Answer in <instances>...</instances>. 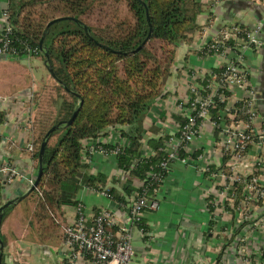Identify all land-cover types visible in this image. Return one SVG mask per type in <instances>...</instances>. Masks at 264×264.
I'll return each instance as SVG.
<instances>
[{"label": "trees", "instance_id": "obj_1", "mask_svg": "<svg viewBox=\"0 0 264 264\" xmlns=\"http://www.w3.org/2000/svg\"><path fill=\"white\" fill-rule=\"evenodd\" d=\"M6 1L11 55L46 61L55 81L47 95V112L30 121V158L36 172L41 166V174L22 203L26 205L23 220L38 240L58 245L67 224L64 207L75 206L83 188L104 189L124 213L121 207L127 198L141 193L132 186L134 179L150 184L147 195L151 196L156 182L149 181L147 172H159L156 164L166 155L167 136L144 139L143 122L155 101L167 96L163 89L178 45H190L200 34L197 17L203 6L198 0ZM57 18L62 20L46 28ZM262 74L264 86V59ZM172 118L181 121L176 114ZM160 119L164 120L163 113ZM112 128L129 142L115 163L128 176L109 183L102 174H90L80 153L83 141L105 136ZM148 130L156 133L158 128L153 125ZM143 144L152 152L146 159L141 158ZM4 186L0 177V193ZM136 227L145 228L142 219ZM0 239L4 244L1 235ZM4 263L2 253L0 264Z\"/></svg>", "mask_w": 264, "mask_h": 264}, {"label": "built area", "instance_id": "obj_2", "mask_svg": "<svg viewBox=\"0 0 264 264\" xmlns=\"http://www.w3.org/2000/svg\"><path fill=\"white\" fill-rule=\"evenodd\" d=\"M210 1L216 4L234 0ZM240 1L258 7L261 19L251 26L234 23L217 28L213 26L214 16L207 13L200 34L190 44L197 59L213 61V65L183 70L184 80L173 101V112L167 115L162 111L164 120L159 116L157 124L163 131L156 138L167 136L163 145L166 155L156 164L158 173L147 172L149 181L156 182L151 196L147 195L150 184L139 182L141 193L127 198V204L121 207L126 210L124 213L104 189L83 188L104 203L90 207L78 200L59 248L62 264H129L131 230L145 211L157 210L159 192L174 163L195 167L212 186L208 200L210 232L220 231L227 236L215 264H264V86L258 81L259 60L264 57V0ZM1 16L0 57L18 58L8 48L6 35L11 26L6 7ZM22 97H2L0 104L22 107ZM172 114L181 121L176 122ZM206 126L212 129L210 146L206 143ZM1 139L0 135V150ZM128 145V140L113 129L105 136L83 141L80 161L90 172L95 155L116 163V156ZM142 150V159L152 155L145 144ZM215 156L217 167H213ZM117 171L115 179L128 176ZM0 177L5 186L17 178L26 180L30 187L35 181L34 170L19 173L3 150ZM138 230L142 236L148 234L143 228Z\"/></svg>", "mask_w": 264, "mask_h": 264}, {"label": "crops", "instance_id": "obj_3", "mask_svg": "<svg viewBox=\"0 0 264 264\" xmlns=\"http://www.w3.org/2000/svg\"><path fill=\"white\" fill-rule=\"evenodd\" d=\"M198 1L207 3L197 17L199 26L204 23L208 14L214 16L213 26L217 28L234 23L251 26L262 17L258 7H252L240 0L223 1L216 4L210 0ZM5 7L6 0H0V27L3 22L1 14ZM22 58L24 57L15 59ZM263 59L264 57L259 60L261 74L258 76V81H261L263 75ZM212 62L197 59L191 45L183 42L178 45L171 66V74L163 89V94L167 93V96H160L145 117L143 128L147 131V135L144 139L156 138L157 134L163 131L157 121L162 111H166L167 115L173 112V101L178 98L179 88L184 80L183 70L196 66L211 67ZM51 80L53 82L52 77ZM33 87L31 85L29 91L27 89L10 93L4 91L3 95L14 98L17 95L31 93ZM25 106H27L26 109ZM32 109L29 104H24L22 107L8 103L4 106L0 104V112L3 115V121L0 123L2 137L0 151H4L11 166L19 173H26L28 169H32L36 177L37 172L29 153ZM263 111L262 114H264ZM153 125L158 128L156 133L148 130ZM112 130L113 128L107 134ZM211 133L212 129L206 126V135H209L206 141L208 146L211 144ZM212 160L214 161L213 167H217L218 158L215 156ZM90 172L102 174L111 183L118 171L111 158L102 159V156L95 155L94 165ZM131 184L137 188L139 181L134 179ZM29 192L30 186L22 178L13 180L1 190L2 204L19 199L7 211L0 224V235L4 241L2 250L4 264H62L59 255L62 242L58 245H51L49 241L41 243L28 227L27 222L23 220L26 205L22 203V200ZM211 194L212 186L199 170L190 165L180 166L175 163L159 192L157 210L146 211L141 216L144 229L148 234L142 236L136 226L131 230L132 254L129 264H215L222 243L227 236L220 231L210 232L208 200ZM78 199L83 200L90 207L104 203L102 198L84 189L81 190ZM17 206L20 208L13 212L12 210L17 209ZM109 206L114 208V205L109 204ZM73 209L74 206L64 207L66 222L72 216ZM120 218L124 221L123 216Z\"/></svg>", "mask_w": 264, "mask_h": 264}, {"label": "rangeland", "instance_id": "obj_4", "mask_svg": "<svg viewBox=\"0 0 264 264\" xmlns=\"http://www.w3.org/2000/svg\"><path fill=\"white\" fill-rule=\"evenodd\" d=\"M203 8L207 5L206 2L201 3ZM42 59L37 57H29L22 59H12L0 57V96H4V91L16 92L18 90H31L30 86L33 85L31 93H25L19 101L24 104H29L33 108V114L31 118L36 117L39 113L45 111L49 107L47 102V95L52 91L55 85V81L51 80V75L48 74ZM49 75V76H48ZM53 78V77H52ZM18 80V81H17ZM45 84V85H44ZM13 96H7V98H12ZM37 103L40 107L39 109L35 107ZM27 106H25L26 109ZM30 107V106H29ZM27 113V112H26ZM39 117V116H37ZM17 209L12 210L18 211Z\"/></svg>", "mask_w": 264, "mask_h": 264}, {"label": "water", "instance_id": "obj_5", "mask_svg": "<svg viewBox=\"0 0 264 264\" xmlns=\"http://www.w3.org/2000/svg\"><path fill=\"white\" fill-rule=\"evenodd\" d=\"M59 20H62V18H57V19H54V20L50 21L49 23H47L46 28H49V26H50L51 24H53L54 22H57V21H59ZM41 43H42V39L39 41V46H40V47H41ZM44 65H46V61H44ZM47 71H48L49 74L53 77V73H52L51 69H50V68H47ZM54 129H55V126H54V127H51V129H49V131L46 133L45 138H47V136H48L50 133H52ZM44 145H45V141L42 143V145H41V147H40V156H41L42 153H43ZM40 174H41V166H39V168H38V172H37V175H36L35 181H34L33 185L30 187V191L33 190V189L36 187V184L38 183V180H39V178H40ZM17 200H19V199H15V200H13V201H8V202H6V203H4V204H2V205L0 206V224H1V221H2V218H3V212H4V210H5L10 204L14 203V202L17 201ZM2 250H3V242H2L1 239H0V263H1Z\"/></svg>", "mask_w": 264, "mask_h": 264}]
</instances>
